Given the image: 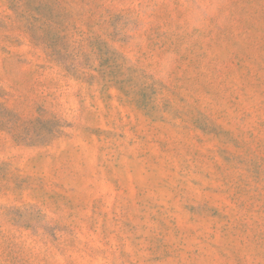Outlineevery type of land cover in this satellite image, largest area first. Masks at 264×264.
Wrapping results in <instances>:
<instances>
[{"label":"rangeland","instance_id":"obj_1","mask_svg":"<svg viewBox=\"0 0 264 264\" xmlns=\"http://www.w3.org/2000/svg\"><path fill=\"white\" fill-rule=\"evenodd\" d=\"M0 264H264V0H0Z\"/></svg>","mask_w":264,"mask_h":264}]
</instances>
